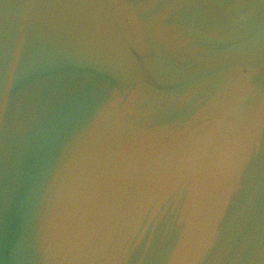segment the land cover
<instances>
[{
	"label": "clouds",
	"instance_id": "1",
	"mask_svg": "<svg viewBox=\"0 0 264 264\" xmlns=\"http://www.w3.org/2000/svg\"><path fill=\"white\" fill-rule=\"evenodd\" d=\"M0 264H264V0H0Z\"/></svg>",
	"mask_w": 264,
	"mask_h": 264
}]
</instances>
